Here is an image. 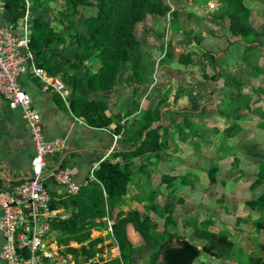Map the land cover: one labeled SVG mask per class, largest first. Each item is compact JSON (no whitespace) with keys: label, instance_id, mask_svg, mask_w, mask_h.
<instances>
[{"label":"rangeland","instance_id":"1","mask_svg":"<svg viewBox=\"0 0 264 264\" xmlns=\"http://www.w3.org/2000/svg\"><path fill=\"white\" fill-rule=\"evenodd\" d=\"M44 1L46 6L34 14L46 15L56 30H64L70 22L63 14L65 0ZM244 1L261 34L253 50H245L251 39L232 33L229 18L218 17L224 11L221 0H166L171 7L167 15L150 16L136 26L139 45L125 50L116 88L106 95L89 94L105 98L112 112L125 115L131 108L133 88L138 87L140 111L161 105L165 122L173 121V129L184 128L183 117L175 118L170 110L188 114L197 135L182 140L174 134L170 145L175 152L152 161L151 183L136 179L130 194L119 201L126 207L128 203L138 206L141 201H135L134 196L141 193L136 187L139 184L146 193H155V203L165 211L164 215L150 212L157 231L167 225L185 234L184 220L192 215L206 227L231 231L236 249L229 264L247 263L256 244L264 240V229L255 225L264 213V73L256 69L264 68V0ZM99 65L93 57L82 67L92 73ZM23 78L27 90L37 97L35 107L38 109V103L48 105L50 94L31 76ZM239 89L251 102L249 108L242 107L239 132L229 136L232 121L218 115L217 104L223 99L236 100ZM164 175L172 179L164 182ZM92 235L98 234L94 231ZM166 235L164 232L161 238ZM118 255L105 248L98 257L110 260ZM147 260L141 254L132 264ZM210 262L203 254L195 264Z\"/></svg>","mask_w":264,"mask_h":264},{"label":"trees","instance_id":"2","mask_svg":"<svg viewBox=\"0 0 264 264\" xmlns=\"http://www.w3.org/2000/svg\"><path fill=\"white\" fill-rule=\"evenodd\" d=\"M221 1L224 11L218 17L230 19V29L234 35L252 40L245 47L247 52L256 48L255 40L261 34L251 22L252 11L245 1ZM46 4L44 0H31L30 44L38 65L50 75L60 76L70 91L67 105L59 93L52 88L47 89L54 103L71 116L82 119L89 127L110 129L129 145L115 148L103 160L97 159L100 163L94 171V178L88 175L87 183L77 193L50 191L56 197L52 206L63 208L67 213L65 217L59 214L51 220V230L57 243L67 253L73 254L76 264H132L137 252L154 245L156 241H159V245L151 253L149 264H195L203 254L221 262L232 257L236 249L233 234L228 230L204 227L197 217L185 221L189 229L186 234L170 230L167 226L158 233L150 212L161 215L162 210L155 203V193H146L139 184L136 187L141 193L134 196V200L144 202L145 210L124 209L118 205L119 199L130 194L136 179L151 183L152 161L162 160L166 152H175L170 145L174 134L178 133L182 140L197 135L188 114L170 110L175 118L183 117L184 128L173 129V121L170 124L165 122L161 105L140 111L138 87L133 88L131 108L125 115L112 112L105 98L89 96L92 92L106 95L116 88L125 50H135L139 45L136 26L150 16L167 15L171 10L170 5L166 0H65L63 14L70 22L64 30L58 31L46 15L34 14ZM3 11L7 20L18 22L26 13L25 0H4ZM79 13L83 15L75 18ZM172 14L175 16V11ZM93 57H97L100 65L94 72L88 73L82 66ZM134 68L138 74L136 81L139 82L138 66ZM256 69L258 73H264V68ZM32 77L40 84L36 77ZM250 102L241 89L236 100L223 99L218 102V115L232 121L227 129L229 136L239 132L242 107L249 108ZM112 125L115 127L112 128ZM171 179L169 175L163 176L164 182ZM18 182L13 181V184ZM109 221L112 231L108 235L112 234L114 241L107 246L109 249L119 247L120 254L104 260L98 256L105 249V238H93L92 234L96 230H108ZM255 225L264 229V213L256 219ZM129 226L141 238L140 245L134 244L130 238ZM164 232L167 235L161 238ZM263 253L264 240L260 239L245 264H264Z\"/></svg>","mask_w":264,"mask_h":264},{"label":"built area","instance_id":"3","mask_svg":"<svg viewBox=\"0 0 264 264\" xmlns=\"http://www.w3.org/2000/svg\"><path fill=\"white\" fill-rule=\"evenodd\" d=\"M3 3L0 0V96L10 108L24 109L35 153L27 176L0 190V235L3 237L0 260L2 264H76L73 254L57 243L51 230L53 217L65 216L63 208L52 206L56 197L47 186L49 159L64 150L65 141L44 138L41 114L33 106L23 77H36L44 89H54L67 105L70 91L59 76L50 75L38 65L31 49V0H25L26 13L18 22L5 18ZM114 138L117 140L120 135L114 134ZM99 163L90 169V178H94ZM78 172L76 165H69L58 167L49 175L65 187L63 192L77 193L87 183V178L81 182L75 180ZM109 228L112 231L111 221Z\"/></svg>","mask_w":264,"mask_h":264},{"label":"crops","instance_id":"4","mask_svg":"<svg viewBox=\"0 0 264 264\" xmlns=\"http://www.w3.org/2000/svg\"><path fill=\"white\" fill-rule=\"evenodd\" d=\"M25 89L32 98L34 108H36L35 103L37 97L31 91L29 92L26 87ZM44 90L48 92L46 89ZM48 94H50L49 96L51 98L49 104L43 106L38 103V109L36 108L41 114L44 138L48 141L63 139L66 146L62 152L52 156L49 159L48 168L46 171L48 183L47 186L49 187L50 191L53 190L57 192H63L65 187L57 183L55 178L49 175L50 172L57 169L58 167L63 168L69 165H76L79 168L81 174L80 176L77 175L75 180L77 182H81L87 178L92 166L99 162L96 161L97 159L100 158L103 160L109 156L115 148L129 147V145L122 142L120 138L116 140L114 138V133H112L110 129L97 130L89 127L82 121V119L75 118L64 110L58 108L54 103L52 94L49 92ZM3 103H5V105ZM111 127L113 128V126ZM34 153L35 145L31 132L24 118V109L22 107L14 109L10 108L8 103L0 96V190L6 188L8 184H13V181H20L27 176L28 172L30 171L31 158ZM118 203V205L124 209L137 208L141 211H144L142 208L145 204L144 202H141L138 206H132L130 203H128L127 207L125 204L123 205L122 201H118ZM164 212L162 211L161 215H164ZM193 217H197V215H192L184 220L183 226L185 229V234L189 232L185 221ZM197 218L201 225L204 226L199 217ZM165 227L159 229L158 232H162ZM109 231H111L110 228L108 230L95 231L98 234L97 237L105 238L103 243L105 248H109L107 245L114 241L112 234H110V236L108 235ZM128 233L134 244L140 245L142 243L141 238L135 232L132 226H129ZM106 241H109L107 245H105ZM2 244L3 237L0 235V250ZM101 245L102 244L100 243L99 246ZM157 247L158 243L155 242L154 245L143 248L133 256V261H135V259L142 254L148 258V262L150 260L151 253L156 250ZM110 250L114 252V254H120L119 247H112ZM242 256L243 255H241V257ZM147 262L145 264H148ZM210 263L229 264V261L227 259L221 262L218 259L211 258ZM241 263L243 262H236L235 264ZM0 264H2L1 260Z\"/></svg>","mask_w":264,"mask_h":264}]
</instances>
